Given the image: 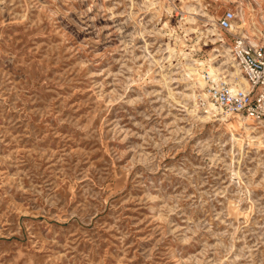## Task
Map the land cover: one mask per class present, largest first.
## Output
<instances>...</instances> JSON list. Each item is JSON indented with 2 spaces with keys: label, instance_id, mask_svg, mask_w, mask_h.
<instances>
[{
  "label": "rangeland",
  "instance_id": "rangeland-1",
  "mask_svg": "<svg viewBox=\"0 0 264 264\" xmlns=\"http://www.w3.org/2000/svg\"><path fill=\"white\" fill-rule=\"evenodd\" d=\"M188 1L0 0V264H264V125L194 111L181 54L264 0Z\"/></svg>",
  "mask_w": 264,
  "mask_h": 264
},
{
  "label": "built area",
  "instance_id": "built-area-1",
  "mask_svg": "<svg viewBox=\"0 0 264 264\" xmlns=\"http://www.w3.org/2000/svg\"><path fill=\"white\" fill-rule=\"evenodd\" d=\"M216 26L222 43L229 40L233 59L246 76L248 88L233 89L227 81H222L208 87L209 98L226 111L242 114L264 125V23L257 34L248 35L238 23V13L227 8L218 17ZM199 101L205 106V100L199 98Z\"/></svg>",
  "mask_w": 264,
  "mask_h": 264
},
{
  "label": "bare ground",
  "instance_id": "bare-ground-1",
  "mask_svg": "<svg viewBox=\"0 0 264 264\" xmlns=\"http://www.w3.org/2000/svg\"><path fill=\"white\" fill-rule=\"evenodd\" d=\"M149 3L150 7H154L157 12H161L162 9L166 10L168 13H172L174 7L176 4L173 2L174 0H170L169 4L163 2L162 0H146ZM147 3V4H148ZM145 4V3H144ZM183 7L184 10V22L189 23V22H194L197 21V7H195L192 3V0H189ZM201 16L206 20L212 23V25H215L214 23V17L210 16L207 13H201ZM197 17V18H196ZM159 19V18H158ZM181 28H183V31L186 33H189L191 31H197V28L194 27H186L183 23L180 25ZM212 27V26H211ZM163 28L166 30V33L169 36H176V38L179 40L180 35L177 33V31L169 24L168 21L164 23ZM209 31L214 32V28H209ZM215 35V34H213ZM183 41V40H182ZM253 42L257 43L256 40H253ZM225 48V47H224ZM228 48V47H227ZM226 48V54L223 56L226 58L223 60V63H218V59L216 55H211V57L207 60H202L200 63L197 61V59L193 58L191 55V52H185L182 51V56L186 59L191 58L192 59V64L187 65L188 69V75L192 77L193 79V85H192V90L188 96L193 99L194 101V111L198 110V104L200 105L199 98H202L205 100V106L202 108H218L220 109V112L217 114H222V118L224 120L226 119H237V123L240 125H244L247 130L251 129H257L259 127H256L252 123H248V117L240 114H233L229 111H226L223 109L221 106L215 104L210 98H209V92H208V87L211 85H219L222 81H227L233 89H244L248 88V80L246 76L243 74L242 70L240 69L239 65L237 62L233 60V56L229 53V49ZM232 67L235 69V71L230 70L229 67L224 69L225 66ZM229 71V74L225 73V70ZM210 76V80L208 79L207 75ZM164 76V75H163ZM171 87V86H170ZM199 88V92L196 93V88ZM172 95V94H171ZM198 102V104H197ZM191 111V110H190ZM198 113V112H197ZM214 114V115H217ZM198 115V114H197ZM213 116L211 111H208L206 115L204 116L205 118H209ZM211 119V118H210ZM263 135H264V130H263ZM264 137V136H262ZM264 144V139L261 141Z\"/></svg>",
  "mask_w": 264,
  "mask_h": 264
}]
</instances>
